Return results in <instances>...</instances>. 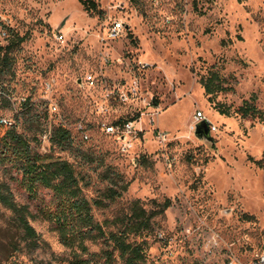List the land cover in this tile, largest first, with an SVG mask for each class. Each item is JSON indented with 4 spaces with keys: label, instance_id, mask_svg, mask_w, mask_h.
I'll list each match as a JSON object with an SVG mask.
<instances>
[{
    "label": "rangeland",
    "instance_id": "1",
    "mask_svg": "<svg viewBox=\"0 0 264 264\" xmlns=\"http://www.w3.org/2000/svg\"><path fill=\"white\" fill-rule=\"evenodd\" d=\"M93 1L97 9L87 10L79 0H0L1 44L11 29L28 35L15 72L0 78V118L37 136L32 144L40 152L71 161L89 199L111 185L109 169L120 184L129 183L117 200L95 206L100 222L129 212L135 200L151 211L171 199L151 231L132 236L146 242L148 264H223L228 251L242 259L262 253L264 120L221 114L200 79L218 70L234 90L219 93L216 102L235 108L255 94L264 110V0H197L196 8L195 0ZM114 20L125 31L109 39ZM27 99L41 105L46 133L25 123ZM132 119L134 129L124 131ZM202 120L210 140L196 132ZM112 123L121 129L108 133ZM59 125L71 130L73 149L49 141ZM0 180L37 212L4 168ZM31 223L42 238L37 248L0 203V264H69L75 250L54 224L40 217ZM87 245L99 252L104 243Z\"/></svg>",
    "mask_w": 264,
    "mask_h": 264
},
{
    "label": "trees",
    "instance_id": "2",
    "mask_svg": "<svg viewBox=\"0 0 264 264\" xmlns=\"http://www.w3.org/2000/svg\"><path fill=\"white\" fill-rule=\"evenodd\" d=\"M79 1L87 10L97 9L93 0ZM197 3L195 0V8ZM6 39V44L0 42V78L15 72L16 53L28 35L11 29ZM200 82L221 114L264 120V110L258 106L255 94L235 108L216 102L219 93L234 90L218 70H211L201 77ZM6 102L7 106L10 105V99L6 98ZM40 106L27 99L21 111L25 123L35 125L40 132L46 133L42 126L46 114L39 110ZM19 127L20 123L16 120H11L8 126L0 123V168H4L7 175L26 190L29 199L36 203L37 212L34 213L29 204H21L15 199L7 180H0V203L12 211L15 229L23 234L29 245L37 248L42 243L41 235L31 223L32 218L40 217L53 223L61 241L75 250L69 264H148L146 242L133 240L132 236L151 231L154 218L171 206V199L167 198L160 209L151 211L140 200H135L129 212L117 216L113 221L100 222L95 216V206L104 207L108 205L107 201L117 200L128 189L129 183L120 184L118 179L113 178L114 174L108 173L109 169L106 175L111 185L103 190L101 197L89 199L81 183L84 177L75 165L51 152H40L32 144L33 139L38 141L37 136L31 138ZM49 141L63 151L75 147L71 130L62 125L50 131ZM75 149L82 151L81 144H77ZM41 189L52 193L49 200L41 194ZM109 223H114L115 228H106ZM88 240L102 241L104 246L99 252H91Z\"/></svg>",
    "mask_w": 264,
    "mask_h": 264
},
{
    "label": "built area",
    "instance_id": "3",
    "mask_svg": "<svg viewBox=\"0 0 264 264\" xmlns=\"http://www.w3.org/2000/svg\"><path fill=\"white\" fill-rule=\"evenodd\" d=\"M125 31V24L120 20H114L107 29V36L109 39H118L122 36V34ZM50 110L51 112H57L58 106L54 103L50 104ZM198 116H202V113L199 112ZM134 119L129 120L125 122L122 126V129L124 131L132 132L134 129ZM0 123L8 126L11 124V120L8 118L1 117ZM79 129H82V126H78ZM121 129L120 124H108L106 125V131L108 133H115L118 132ZM223 264H264V251L262 253H256L254 256L250 259H242L237 254L228 251L224 255V263Z\"/></svg>",
    "mask_w": 264,
    "mask_h": 264
},
{
    "label": "water",
    "instance_id": "4",
    "mask_svg": "<svg viewBox=\"0 0 264 264\" xmlns=\"http://www.w3.org/2000/svg\"><path fill=\"white\" fill-rule=\"evenodd\" d=\"M196 132L202 134L204 138L208 140L211 139V130H210L209 122L207 120H202L197 124Z\"/></svg>",
    "mask_w": 264,
    "mask_h": 264
}]
</instances>
